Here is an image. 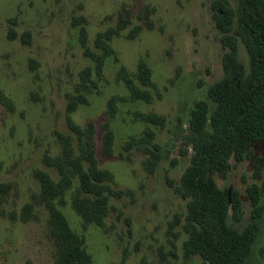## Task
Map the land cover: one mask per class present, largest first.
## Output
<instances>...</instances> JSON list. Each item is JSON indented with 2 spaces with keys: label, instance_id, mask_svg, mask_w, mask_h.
I'll return each instance as SVG.
<instances>
[{
  "label": "rangeland",
  "instance_id": "1",
  "mask_svg": "<svg viewBox=\"0 0 264 264\" xmlns=\"http://www.w3.org/2000/svg\"><path fill=\"white\" fill-rule=\"evenodd\" d=\"M215 1L221 0H0V91L12 102L11 109L0 104V183L11 186L7 195H0V264L54 262L49 214L39 199L35 174L43 171L60 178L47 164L62 155L60 138L70 136L78 154L70 123L84 130L92 123L98 168L109 172L112 189L122 192L109 197L102 226L85 225L74 210L76 178L55 201L71 228L84 236L90 264H206L198 255L184 254L187 234L176 220L183 223L187 201L167 180L177 186L190 165L193 152L183 142L190 113L200 101L213 111L208 89L223 77L225 50L214 21ZM238 1L227 0L232 8ZM124 9L130 23L108 40L113 55L98 74L85 50L99 52L98 36L117 25ZM10 29L15 33L11 40ZM237 58L249 71L241 42ZM141 60L151 71V85H140L149 92V102L131 99L117 79L121 66L134 77ZM87 69L88 76L82 78ZM112 97L119 99L109 123L114 142L111 155L103 156V125ZM71 100L76 106L68 112ZM137 114L162 116L165 125L147 123ZM145 129L153 131L152 143L162 157L153 173L144 167L147 155L126 148L132 139L142 138ZM253 151L257 156L262 149L254 146ZM213 179L220 189L238 192L242 201V219L234 221L230 212L228 225L238 231L257 225L244 264H264V171L256 179L252 158L238 164L231 158L227 178ZM251 184L260 187L259 217L252 216L246 193ZM27 205L32 210L25 221Z\"/></svg>",
  "mask_w": 264,
  "mask_h": 264
},
{
  "label": "trees",
  "instance_id": "2",
  "mask_svg": "<svg viewBox=\"0 0 264 264\" xmlns=\"http://www.w3.org/2000/svg\"><path fill=\"white\" fill-rule=\"evenodd\" d=\"M212 8L216 28L222 34L221 45L225 50L222 57L223 77L208 89V98L214 104L213 111H209L206 101L198 102L191 111L188 130L183 139L184 145L193 152L191 162L177 186L169 180L167 183L187 201L183 223L176 220V224H180L187 234L183 245L185 256L198 255L206 264H244L251 254L257 225L249 224L241 231L228 225L230 212L234 221L242 219V201L238 192L220 189L213 176L227 178L231 158L237 164L252 158L253 177L256 179L261 178L264 171V0H239L236 8H232L227 0H221L215 1ZM129 23V11L124 9L119 14L117 25L98 36L99 52L85 50L98 74L102 72L105 59L113 55L108 40L126 29ZM81 34L84 46L85 31L82 30ZM25 35L29 36V33ZM14 37L15 33L10 29L8 39ZM240 42L249 57V71L237 58ZM88 71H82L81 77L86 78ZM117 79L128 89L131 99L151 100L149 92L140 88V85H151V71L145 61H139L134 77L121 66ZM118 100L112 97L107 104L106 122L103 125V156L112 153L114 134L109 123L116 114ZM0 104L12 108L11 100L1 91ZM75 106L76 100H71L67 111L72 112ZM136 116L153 125H165L162 116ZM70 127L78 140V154L70 136L60 138L62 155L47 160V164L58 171L60 178L54 180L43 171L37 172L35 176L41 186L39 199L49 214L48 232L55 249L52 264H90L92 259L85 249L84 236L71 228L55 201L62 199L71 188L72 179L76 178L78 185L72 203L74 210L85 225L102 226L108 214L109 197H119L122 192H115L111 185L112 175L98 168L92 123L85 130L72 126V123ZM153 138V131L145 129L142 138L132 139L126 144L127 149L134 148L147 155L144 167L149 173L155 171L162 159L160 147L152 143ZM254 146L262 149L257 156H254ZM207 172L210 173L209 179L206 177ZM10 190L9 184L0 183V195H7ZM246 193L252 216L259 217L262 213L259 205L260 187L251 184ZM31 210V205L23 208V220L30 218ZM173 236L176 238L175 234Z\"/></svg>",
  "mask_w": 264,
  "mask_h": 264
},
{
  "label": "water",
  "instance_id": "3",
  "mask_svg": "<svg viewBox=\"0 0 264 264\" xmlns=\"http://www.w3.org/2000/svg\"><path fill=\"white\" fill-rule=\"evenodd\" d=\"M236 87L238 89V84L236 85ZM206 177H207V179H209V177H210V173L209 172H207Z\"/></svg>",
  "mask_w": 264,
  "mask_h": 264
}]
</instances>
